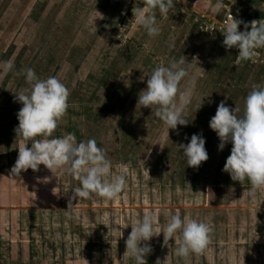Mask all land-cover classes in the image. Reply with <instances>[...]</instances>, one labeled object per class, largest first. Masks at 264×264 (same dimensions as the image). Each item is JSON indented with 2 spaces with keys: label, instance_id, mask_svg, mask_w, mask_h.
Instances as JSON below:
<instances>
[{
  "label": "rangeland",
  "instance_id": "obj_1",
  "mask_svg": "<svg viewBox=\"0 0 264 264\" xmlns=\"http://www.w3.org/2000/svg\"><path fill=\"white\" fill-rule=\"evenodd\" d=\"M214 2L174 0L166 16L157 10L161 32L150 37L133 27L132 9L144 0H0V63L12 58L15 65L0 80V264H135L125 241L148 212L158 216L161 230L166 214L178 212L210 223L213 231L208 247L188 258L177 257L174 241L165 245L160 234L150 241L147 264H264V188L250 197L248 185L222 171L232 145L218 150L209 128L221 101L242 110L252 86H264V48L243 61L237 49H225L220 28L233 12L245 23L264 21V0H223L218 15L209 10ZM182 55L196 80L186 109L192 120L177 126L178 135L169 129L168 139L155 108L136 104L146 76ZM27 68L41 79L57 76L69 88V107L54 137L94 138L114 171L127 166L118 198L71 199L79 181L55 178L43 165L11 173L21 142L15 128L22 104L15 93L28 87L16 73ZM189 87L188 78L181 81V90ZM196 133L206 140L208 159L193 168L178 146Z\"/></svg>",
  "mask_w": 264,
  "mask_h": 264
},
{
  "label": "clouds",
  "instance_id": "obj_2",
  "mask_svg": "<svg viewBox=\"0 0 264 264\" xmlns=\"http://www.w3.org/2000/svg\"><path fill=\"white\" fill-rule=\"evenodd\" d=\"M173 6L174 0H144L143 6L132 9L133 27L143 29L150 37L158 36L161 28L156 12L158 10L166 16ZM223 8V0H215L209 6L213 15H218ZM241 24L244 25L243 31L238 30ZM222 34L225 49H237L243 61L254 60L258 55L257 50L264 48L262 20L245 23L230 15V22L224 26ZM174 46L173 40L169 47ZM14 66L12 58L0 63V80ZM190 67L184 55L161 63L146 76V87L138 95L136 107L155 108L154 115L166 125L168 139L169 129L176 130L178 135L177 126H187L192 120L186 115L196 83L195 77L190 74ZM16 74L24 75L28 87L15 93V100L22 104L17 113L18 125L15 128L21 142L11 173L19 176L28 169L39 171L40 165H43L55 178L57 176L54 173L70 175L79 181V184L71 188V199L77 196L91 198L93 194L108 200L118 198L127 183L126 165L120 164L118 170L114 171L113 162L106 150L99 147L94 138L78 142L73 133L59 137L52 135L69 107L68 86L57 76L39 78L32 68ZM186 78L191 87L181 90L180 83ZM203 98H200L196 111L202 107ZM209 128L219 138L218 150H222L226 143L232 145L222 171L228 173L232 181L248 185L249 196L254 197L257 190L264 188V86H252L244 99L242 110L239 107L230 108L221 101L215 115L209 120ZM205 143L202 133H196L187 144L181 143L178 146L189 167L198 168L202 162L207 161ZM53 176L44 177L43 182H49ZM233 192L234 188L230 187L228 195ZM166 215L169 219L162 230L158 216L152 212L144 214L142 219L130 226L131 231L125 244L128 256L135 264H147L146 257L153 251L150 241L160 234H163L165 245H168L169 240L174 241L175 255L180 258L200 254L210 244L213 231L210 223L191 215L182 218L178 212ZM155 264H163V261L157 259Z\"/></svg>",
  "mask_w": 264,
  "mask_h": 264
},
{
  "label": "built area",
  "instance_id": "obj_3",
  "mask_svg": "<svg viewBox=\"0 0 264 264\" xmlns=\"http://www.w3.org/2000/svg\"><path fill=\"white\" fill-rule=\"evenodd\" d=\"M230 15H232V17L234 18V19H236L235 18V13L233 12V13H228V14H226L224 17H223V19L221 20V27L220 28H224V26L227 24V23H229L230 22Z\"/></svg>",
  "mask_w": 264,
  "mask_h": 264
}]
</instances>
